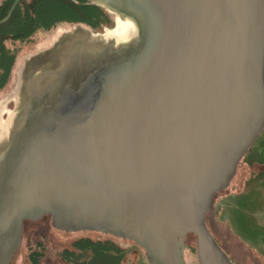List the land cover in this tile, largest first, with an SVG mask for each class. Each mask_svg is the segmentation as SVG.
Listing matches in <instances>:
<instances>
[{
    "label": "rangeland",
    "instance_id": "obj_1",
    "mask_svg": "<svg viewBox=\"0 0 264 264\" xmlns=\"http://www.w3.org/2000/svg\"><path fill=\"white\" fill-rule=\"evenodd\" d=\"M167 2L187 56L189 78L185 110L191 119L197 118V123L201 124L196 128V135L206 137L210 142L203 159V171L207 176L217 172L219 167L220 152L213 139L220 135L228 143L230 137H237L244 127L240 113L252 104L251 74H241L234 69V55L240 52L237 45L241 43L243 28L232 24L242 20L248 22L251 16L247 11L243 13L246 0ZM99 9L105 22L89 30L96 35H105L106 30H113L116 17L101 7ZM73 28L62 24L50 31L38 32L30 42L7 43L17 58L0 99L15 88L17 72L25 59L49 48ZM115 52L102 44L84 46L79 58L81 68L68 73L60 85L47 93L42 124L31 129L20 142L17 153L0 172V248L6 246L4 234L14 204L20 202L25 208L32 209L35 199L41 194L54 202H68L70 207L77 204L76 208L82 212L87 210L88 213L107 215L120 191L131 194L137 188L144 190L164 173L166 163L159 156L150 150L138 152L133 146H123L115 134L117 127L103 118L101 112L95 113L89 122L85 120L88 112L80 108L81 102L89 100L86 96L90 92L91 95L98 93L94 100L104 104L103 92L109 86L112 74L118 70L114 68L110 74L107 67L118 57ZM104 102H108L107 99ZM60 104L65 106L64 113L56 116L54 110ZM118 146L122 149H117ZM61 148L63 152H60ZM259 154L264 157V131L250 151L251 157ZM227 192L229 190L223 195ZM260 193L255 205L239 203L243 214L245 208L251 212L248 221L238 217L236 234L248 235L264 244V189ZM218 206L216 200L213 214L206 222L208 230L216 233L220 244L227 248L236 264H264L233 237L227 224L220 219ZM73 209L74 214L78 213ZM262 213L263 218L260 217ZM82 236L81 233H60L51 227L48 220L27 223L22 246L12 264H28L30 250H34L37 243L46 247L43 264H63L57 253ZM86 236L95 240L109 239L127 249L125 264H150L143 251L137 247L131 249L133 244L102 234L87 233ZM194 245L193 241L189 244ZM183 258L186 264H198L196 256L189 250L184 251Z\"/></svg>",
    "mask_w": 264,
    "mask_h": 264
},
{
    "label": "water",
    "instance_id": "obj_2",
    "mask_svg": "<svg viewBox=\"0 0 264 264\" xmlns=\"http://www.w3.org/2000/svg\"><path fill=\"white\" fill-rule=\"evenodd\" d=\"M21 1H15L0 26L8 22ZM87 1L113 14L118 24L108 35H95L96 39L105 41L113 33L116 45L128 46L132 42L136 45L127 52L116 54L118 57L107 66L109 72L118 68L110 78V87L107 86L102 95L108 102L103 100L104 105L95 101L96 92V95L90 92L86 96L89 100L81 102L80 108L88 112L85 120L90 122L95 113L101 112L103 118L117 127L115 134L123 146H133L138 152L150 150L164 160V173L144 190L137 188L131 194L120 191L107 215L82 212L76 208L77 204L70 207L68 202H54L41 194L32 209L25 208L20 202L14 204L4 234L6 246L0 248V260L13 251L25 220L60 214L58 220L75 229L110 231L125 229L127 225L136 227L139 220L147 218V228L139 230L138 234L146 244L162 251L163 260L170 258L168 252L173 251L177 239L182 240L185 233L197 238L201 264H232L210 234L206 217L213 198L228 189L240 161L250 153L264 131V0H246L243 13L247 11L251 19L245 23L243 20L239 24L232 23L243 28L241 43L237 45L240 52L234 55V69L241 74H251L252 104L240 113L244 127L237 137H230L228 143L220 135L213 139L220 152L219 167L217 172L207 176L203 171V159L210 142L208 138L196 135V128L201 124L197 123V118L191 119L185 110L189 68L170 4L167 0ZM91 33L78 28L64 38L63 47L55 52L58 72L54 87L60 85L68 73L81 68L76 55L84 37ZM44 90L38 81L30 96L24 98L17 128L2 157L5 164L17 153L20 142L31 129L42 124L47 96L42 97ZM64 107L60 104L54 115H62ZM118 148L122 149V146ZM60 152H63L62 148ZM148 204L153 208H147ZM71 208L78 213L74 214ZM108 233L122 236L117 232ZM166 237L172 238L171 244ZM175 259L177 264H182L180 257L176 255Z\"/></svg>",
    "mask_w": 264,
    "mask_h": 264
},
{
    "label": "flooded vegetation",
    "instance_id": "obj_3",
    "mask_svg": "<svg viewBox=\"0 0 264 264\" xmlns=\"http://www.w3.org/2000/svg\"><path fill=\"white\" fill-rule=\"evenodd\" d=\"M4 2H5V0H0V9L3 6ZM62 24L70 25L71 27H74V28L72 29V31L64 33L63 36L60 37L59 40L55 41V43H53L49 48H46L43 50L41 49V50H39L40 53L33 55V56H30L27 59H25L24 63L22 64V66L19 68V70L17 72L18 73L17 74L18 82L16 83L15 88L10 93L5 94V97H1V99H0V172L3 170V167H4L3 165L6 162V160L2 161V157L4 156V153L7 150V145H8L10 137L13 135V133L15 132V130L17 128L18 121H19L20 114H21V110H22L24 100H25L24 98L26 96H30L31 92L36 87V83L38 81H39V85L43 86L45 89L43 94H42L43 98L46 96L48 90L50 91L53 88H55L53 86V84L57 80V72H58V70H57V62L58 61H57V58L55 56V52H56V50L59 51L61 49V47H63V45H64L63 41L66 40L64 38L72 35L73 31L77 30L78 28L87 29V30H89V29L94 30L95 29V28L91 27L90 25L83 24V23L65 22V23H61L59 25H62ZM59 25H57L56 27H58ZM117 26H118V24L115 22L113 30H115L117 28ZM110 31L111 30H106L105 34H107ZM91 34L90 35L87 34V36H85L84 39L82 40L81 48L79 50V53H77V55H76V60L79 62H80V60H79L80 54L82 53V50H83L85 45H90V46L99 45V44L100 45L101 44L107 45L112 50L116 51L115 55L118 53L127 52V51L133 49L136 45L135 42H132L128 46H124L123 43L116 45V38H115V34H113V33L112 34L110 33L109 38L105 41L104 40H102V41L98 40L95 37L96 34H94V33H91ZM16 58H17V56H16ZM7 85H8V83L5 85V87L0 89V93L3 91L4 88H6ZM245 158H246V156L243 158V160L240 161V163L238 165L237 172H236L231 184L233 183V181L237 177V173L239 171V168L241 167V164ZM231 184L229 185V187L231 186ZM229 187L227 190L230 189ZM227 190L217 194L213 198L212 207H211V210L206 217V222H207L208 218L213 214V208H214L215 201L218 198H220ZM146 207L147 208H153V206L151 204L146 205ZM144 210H149V209H144ZM59 215L60 214H54V215L49 214V215H44L37 220H25L23 222L21 235L18 238V240H17L18 242L16 243L13 251L11 253H8V256L3 257L0 260V264H12L15 256L17 255V253L19 252V250L22 246L25 225L27 223H37V222H42L44 220H48L51 223V227L60 233H67V234H79V233H81V235H83L82 237L77 238L76 240H73L69 244L70 247L64 248L61 250L60 253H57V254H59V258L62 260L63 264H91L88 259H84V258L79 259L78 257L73 256V253L79 254V253L75 252L76 251L75 244H80L81 242H85V244L87 242L102 244L103 245L102 250H105V248H107L111 251V253H114V254L124 253L125 254V260H124L123 264L126 263V256H127V253L129 252L127 249H125L120 244L116 243L115 241H112L109 239H105V238L104 239H96V240L92 239L91 237L86 236L87 233L107 235V236H111V237L121 239V240L126 241L130 244H133V246L131 245V247H132L131 249L137 247L141 251H143L146 254L147 259H148L150 264H177L176 259H175L176 255L178 257H180L182 264H186L185 260L183 258V254H184L185 250L191 251L196 256L198 264H201L200 255H199V251H198L197 238L193 234H185V233H184V238L182 240L177 239L178 242H177V245H175L173 247V251L170 250L168 252V255H170L169 256L170 258L167 256L169 259H167V261H165L166 259L163 260L164 257L162 255H164V254H162V251L158 247L149 246L148 244H146L142 240L141 236L138 234L139 230H144L147 228V225L149 223V219H147V218L139 220V222L136 224V227L132 226V225H129V226L127 225L125 229L123 228L119 231H115V230L110 231V230H103V229H99V228L75 229L72 226H68V225L63 224L61 222L62 220L59 221L58 220V218H60ZM108 232H115V233L117 232V233H120L122 236H117L115 234L108 233ZM209 232L212 235L215 242L217 243V245L219 246V248L221 249V251L223 252V254L225 255V257L229 261H231L232 264H236V261L234 260V258L231 257V253L227 250L226 247H224V246H222V244H220V241H219L216 233L212 230H209ZM42 237H44V236H42ZM174 237H175V239L177 238V236H174ZM166 239H167V237H166ZM171 239L172 238L167 239L168 240L167 242L169 244H171V241H169ZM137 240H139V242ZM191 240L194 242V244H195L194 246H189V244L192 242ZM107 242H110L109 244H107L108 246H106ZM35 246L36 247L34 250H30V254H29V258H28V264H31V258H37V257L40 258V264H43L42 260H44L46 257V247L42 243H39V244L37 243Z\"/></svg>",
    "mask_w": 264,
    "mask_h": 264
},
{
    "label": "trees",
    "instance_id": "obj_4",
    "mask_svg": "<svg viewBox=\"0 0 264 264\" xmlns=\"http://www.w3.org/2000/svg\"><path fill=\"white\" fill-rule=\"evenodd\" d=\"M16 0H5L0 9V22L9 14ZM83 23L98 28L105 22L98 6L87 0H22L11 18L0 26V89L9 82L16 54L7 43L30 42L38 32L50 31L61 23ZM110 242L106 243L109 244ZM103 245L81 242L75 244L73 256L88 259L91 264H123L124 253H111ZM89 253V254H88ZM31 264H40V258H31Z\"/></svg>",
    "mask_w": 264,
    "mask_h": 264
},
{
    "label": "crops",
    "instance_id": "obj_5",
    "mask_svg": "<svg viewBox=\"0 0 264 264\" xmlns=\"http://www.w3.org/2000/svg\"><path fill=\"white\" fill-rule=\"evenodd\" d=\"M235 180L231 184L229 192L217 199L218 207H220V219L227 224L233 237L239 243L264 261L262 240L251 238L248 235L236 234L238 233L236 229V223L239 224L238 217L242 216V219L244 217L248 221L251 212L245 208L246 212L243 214L244 211L239 210V203L244 206L255 205L260 192L264 189V157L260 154L251 157L249 153L242 162ZM260 217L263 218V213Z\"/></svg>",
    "mask_w": 264,
    "mask_h": 264
}]
</instances>
